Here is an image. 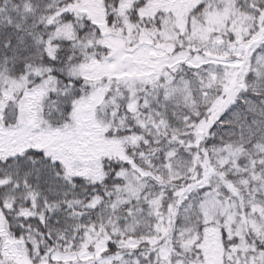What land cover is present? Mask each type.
I'll return each instance as SVG.
<instances>
[{"label":"snow or ice","instance_id":"6c2138e0","mask_svg":"<svg viewBox=\"0 0 264 264\" xmlns=\"http://www.w3.org/2000/svg\"><path fill=\"white\" fill-rule=\"evenodd\" d=\"M0 264H264V0H0Z\"/></svg>","mask_w":264,"mask_h":264}]
</instances>
